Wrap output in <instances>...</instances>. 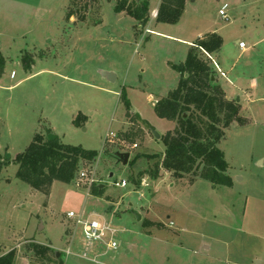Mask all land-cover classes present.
I'll return each mask as SVG.
<instances>
[{"label": "rangeland", "instance_id": "obj_1", "mask_svg": "<svg viewBox=\"0 0 264 264\" xmlns=\"http://www.w3.org/2000/svg\"><path fill=\"white\" fill-rule=\"evenodd\" d=\"M162 1L149 0L141 26L115 11L116 0H0V154L9 158L0 174V257L96 264L79 256L73 212L117 231L119 248L99 264H264V0H185L176 24L157 22ZM224 5L228 20L219 16ZM212 33L221 50L201 58L246 120L218 145L231 187L165 171L163 138L177 123L154 109L179 85L173 65ZM46 130L98 153L77 174L93 176L89 190L75 178L45 195L16 178L15 157ZM119 153L130 154L127 164ZM101 185V197L91 194Z\"/></svg>", "mask_w": 264, "mask_h": 264}, {"label": "trees", "instance_id": "obj_2", "mask_svg": "<svg viewBox=\"0 0 264 264\" xmlns=\"http://www.w3.org/2000/svg\"><path fill=\"white\" fill-rule=\"evenodd\" d=\"M72 4L73 1L68 8ZM184 9L185 0H163L157 22L176 24ZM115 11L125 12L143 26L149 21V0H116ZM67 15L71 18L76 14L69 10ZM222 43L221 36L216 33L195 41L186 61L173 65L181 77L178 87L154 107L159 118L177 123L175 130L163 138L165 155L161 161L162 167L175 179L191 176V181L205 180L213 187L233 185L228 163L218 145L231 125L246 123L240 116L238 105L228 100L213 79L214 69L201 58L202 53L218 54ZM27 61H24L26 70L32 63L30 58ZM4 64L5 60L0 54L1 73ZM97 156L96 151L63 144L58 137L51 141L46 135L37 134L25 151L15 157L18 166L16 178L27 183L34 191L48 195L54 182H75L82 162L91 164ZM8 159L0 154V174ZM104 191L95 186L91 194L101 197ZM14 259L15 252L11 251L0 257V264H13Z\"/></svg>", "mask_w": 264, "mask_h": 264}, {"label": "built area", "instance_id": "obj_3", "mask_svg": "<svg viewBox=\"0 0 264 264\" xmlns=\"http://www.w3.org/2000/svg\"><path fill=\"white\" fill-rule=\"evenodd\" d=\"M226 10L227 5L222 6L219 10V16L224 20H228ZM240 48H244L243 43L240 44ZM205 54L210 57L209 54ZM11 76L13 77L14 73H12ZM110 136H114V134L110 133ZM86 179L87 184L89 185V190L95 180L93 176L90 178L86 177L84 172L79 174V183H76V185L81 186L80 181ZM116 186L125 187L126 182L122 181L121 184L116 183ZM67 217L68 219L74 221L76 227L81 229L82 245L81 250L79 251L80 258L99 264L100 258L110 254L111 252L117 251L119 248V243L116 241L117 231L108 223L95 219L84 218L82 213L75 214L73 212H69ZM67 254L73 255L70 250L67 251Z\"/></svg>", "mask_w": 264, "mask_h": 264}, {"label": "water", "instance_id": "obj_4", "mask_svg": "<svg viewBox=\"0 0 264 264\" xmlns=\"http://www.w3.org/2000/svg\"><path fill=\"white\" fill-rule=\"evenodd\" d=\"M103 75L106 76V77H108V78H110V79H111L112 77H114L113 74H111V73H103ZM46 135H47L48 139L51 140V141L57 139V136L54 135V134H52L50 130H46ZM156 137H157V138H160V136H159L158 134H156ZM129 156H130L129 153H119V154H117L118 159L121 160V162H122L123 164H127L128 159H129ZM99 188H100V189H103L104 186L101 185V186H99ZM138 219H139V216H138Z\"/></svg>", "mask_w": 264, "mask_h": 264}, {"label": "crops", "instance_id": "obj_5", "mask_svg": "<svg viewBox=\"0 0 264 264\" xmlns=\"http://www.w3.org/2000/svg\"><path fill=\"white\" fill-rule=\"evenodd\" d=\"M199 39V38H198ZM191 44H193V43H191ZM192 47V46H191ZM61 141V140H60Z\"/></svg>", "mask_w": 264, "mask_h": 264}]
</instances>
